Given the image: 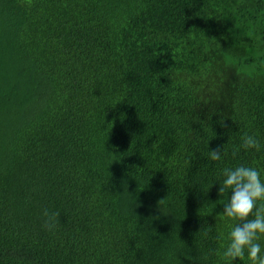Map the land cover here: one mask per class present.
I'll return each instance as SVG.
<instances>
[{"label": "trees", "instance_id": "obj_1", "mask_svg": "<svg viewBox=\"0 0 264 264\" xmlns=\"http://www.w3.org/2000/svg\"><path fill=\"white\" fill-rule=\"evenodd\" d=\"M244 133L264 0H0V264H223Z\"/></svg>", "mask_w": 264, "mask_h": 264}, {"label": "clouds", "instance_id": "obj_2", "mask_svg": "<svg viewBox=\"0 0 264 264\" xmlns=\"http://www.w3.org/2000/svg\"><path fill=\"white\" fill-rule=\"evenodd\" d=\"M241 148L259 153L264 150V140L257 134L244 133L233 149V157L238 155ZM224 152L225 145H217L215 149L207 151V158L220 161ZM222 177L216 182L219 183L218 193L220 196L227 193V201L217 216L227 224L229 230L226 236L221 235L225 242L217 255L223 264H234L237 260L245 259L249 264H264V170L259 166L238 163L224 167ZM42 216L43 228L54 231L59 212L45 210Z\"/></svg>", "mask_w": 264, "mask_h": 264}]
</instances>
